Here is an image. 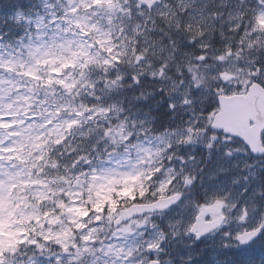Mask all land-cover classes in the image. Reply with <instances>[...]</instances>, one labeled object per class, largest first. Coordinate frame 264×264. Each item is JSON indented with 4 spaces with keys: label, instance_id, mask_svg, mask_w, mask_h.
Returning a JSON list of instances; mask_svg holds the SVG:
<instances>
[{
    "label": "rangeland",
    "instance_id": "374dc122",
    "mask_svg": "<svg viewBox=\"0 0 264 264\" xmlns=\"http://www.w3.org/2000/svg\"><path fill=\"white\" fill-rule=\"evenodd\" d=\"M2 15L0 264L190 261L197 243L190 229L213 205L222 206L229 222L203 241L212 264H223L225 250L264 246V236L248 248L236 243L247 229L264 226V162H252L241 145L212 131L213 114L201 110L219 95L264 86V56L250 60L264 51V0H41L30 15ZM160 18L167 28L185 26L201 54L155 41L149 30ZM221 21L232 39L220 34L214 41ZM108 72L118 80L129 72L135 84L146 76L159 81L181 126L150 133L154 117L137 107L147 103L146 92L126 109L120 100L108 101L116 87ZM58 146L66 162L76 152L79 157L46 180L57 167L52 150ZM184 183L177 207L115 227L123 201L149 203Z\"/></svg>",
    "mask_w": 264,
    "mask_h": 264
},
{
    "label": "trees",
    "instance_id": "16d2710c",
    "mask_svg": "<svg viewBox=\"0 0 264 264\" xmlns=\"http://www.w3.org/2000/svg\"><path fill=\"white\" fill-rule=\"evenodd\" d=\"M40 1L41 0H0V9L5 14H9V13L16 14L18 12L23 11L24 13L27 12V15H30L32 13L34 6H37ZM3 21H4L3 19L0 20V22H3ZM165 24L166 22L162 18L157 19V21L153 22V29L149 31L151 33L152 38L155 41L164 40L165 42H168L171 40L175 44L179 45L184 53H189L192 50L197 51L198 48L196 46V43L193 42L191 38V35H190L191 32L185 26L182 28L175 26L176 29H174L172 25H170L169 28H167ZM224 24L225 23L221 22L220 26L216 28V30L214 31V34H213L214 41L219 40L220 34H222L220 29L224 31L225 35L226 34L228 35L227 40L230 38L232 39V31H230L228 27H225ZM222 48H223V45L220 47H214V50L216 49L215 55L220 56L224 52L222 51ZM232 49L234 51H231V53L237 51V47H233ZM200 54H201V51L198 49L197 55H200ZM260 56L262 57L264 56V51L260 52L259 54L252 55V58H250V60H254L257 63L261 59ZM257 65H259V63ZM96 73H97L96 71L91 72L92 75H95ZM108 73H109L108 75L109 78L111 80H115L116 82V87L108 90V93L106 94L108 96V101L120 100L121 102H124V108L126 109L129 107H132L130 103L131 98H134V97L137 98L138 96L141 95V93L146 92L145 102L147 103L146 104L141 103L137 107H140L139 109L142 110V113L145 112L154 117V121L149 127L150 133L161 134L165 132H172L181 126L183 121H180V116L175 114L171 110V106L168 100L167 93L164 90L162 91L160 90L159 85H158L159 81H154L151 78L146 76V77H142L139 84H135L133 80L135 77L129 72L126 73L125 76H122L120 80H118L114 76L115 73H112V72H108ZM219 85L220 84L218 83H210L211 88L217 87ZM141 86H143V88H141ZM88 102L93 103L97 101L89 100ZM201 107H204V106L199 105L197 109L200 110ZM205 107L206 108H202L201 110L206 109V114L210 115L216 111L218 107V103L215 100L214 101L210 100L209 103L205 104ZM61 147L62 146H58L57 148H54L52 150V153H53L52 160H53V163L57 165V167L55 169L47 170V172L44 175V178L46 180L49 179V177L51 176H55L58 173H61V171L65 169V167L69 165V163L72 160H75L76 158L79 157V153L76 152L73 155V158L71 159V161L66 162L65 159H67L68 156L65 155V150L62 149ZM206 154L208 155V153ZM181 156H184V155H181ZM201 173H203V171ZM199 174H200L199 172L198 173L194 172V175L196 176V178L194 179L200 178ZM260 176H261L262 183H264V170H263V173L260 174ZM194 187L196 189L195 192L201 195V190L199 189L196 183L194 184ZM132 200L134 199L123 201L122 207H127L134 202H140L138 199L134 201ZM50 209L52 210L54 214H57L60 211V207L57 205L51 206ZM261 243L264 244V239L261 240ZM194 247L195 249H194V253L192 256V260L190 261L179 260V258L177 257L178 261H175L173 260L174 259L173 257L171 258L170 262L173 264H209V254H208L207 244L204 245V242L202 241L199 244L195 245ZM33 249L34 247L30 246L29 252L31 253ZM257 250L258 248H255V253L252 252L249 256L243 257V258H241L240 256H236V255H234L233 257L231 255L226 256L224 253H222V257L224 256L223 260L225 264H240L241 259H243V262L247 259H249L248 261L257 259L258 257V254L256 253ZM261 250H264V246L261 247Z\"/></svg>",
    "mask_w": 264,
    "mask_h": 264
},
{
    "label": "water",
    "instance_id": "95a60500",
    "mask_svg": "<svg viewBox=\"0 0 264 264\" xmlns=\"http://www.w3.org/2000/svg\"><path fill=\"white\" fill-rule=\"evenodd\" d=\"M113 9V6H110ZM220 111L216 114L212 129L223 132L226 136L242 140L253 156L263 157L264 146L262 133L264 131V87L259 83L250 86L246 94L219 97ZM253 123V124H252ZM78 185V182H76ZM182 199L181 194L160 199L152 204L133 205L120 211L115 227L130 221L133 218L146 214L164 212L177 205ZM220 210L216 207L205 208L196 218L191 234L199 241L203 237L215 232L224 222V218L207 221L209 215L217 216ZM261 234V229L246 232L239 236V242L248 245ZM150 264H157L152 262Z\"/></svg>",
    "mask_w": 264,
    "mask_h": 264
},
{
    "label": "flooded vegetation",
    "instance_id": "af4514ba",
    "mask_svg": "<svg viewBox=\"0 0 264 264\" xmlns=\"http://www.w3.org/2000/svg\"><path fill=\"white\" fill-rule=\"evenodd\" d=\"M263 141H264V137H263ZM250 160L252 161V162H256L257 160H255V159H253V158H251L250 157ZM225 213V212H224ZM225 217H226V225L228 224V222H229V216L227 215V214H225ZM245 217H247V216H245ZM263 218H261V220H262ZM233 223V225L234 226H236V221H233L232 222ZM230 225V224H229ZM232 225V224H231ZM260 226H262V224H260ZM264 227V226H263Z\"/></svg>",
    "mask_w": 264,
    "mask_h": 264
}]
</instances>
